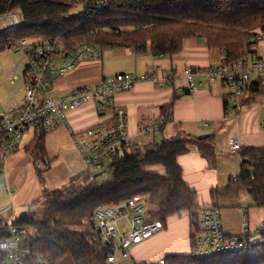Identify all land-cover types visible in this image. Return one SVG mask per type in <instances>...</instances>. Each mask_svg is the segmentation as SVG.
Listing matches in <instances>:
<instances>
[{"label": "trees", "instance_id": "trees-1", "mask_svg": "<svg viewBox=\"0 0 264 264\" xmlns=\"http://www.w3.org/2000/svg\"><path fill=\"white\" fill-rule=\"evenodd\" d=\"M86 0H0V14L20 9L24 25L17 31L0 34V52L14 48L15 41L57 39L66 52L79 44L133 48L137 54L171 57L184 49L185 41L199 38L209 49L222 51V63L264 61L258 53V36L264 33V0H109L98 12ZM256 50L251 49V45ZM247 67H244L246 69ZM226 121L230 110L239 111L264 95V69L253 70L241 86V93L229 91L224 80ZM230 93L231 96H228ZM174 102L163 107L164 119L158 127L171 121ZM234 114V115H235ZM150 131V130H149ZM47 131L35 132L27 144L33 163L49 161L45 147ZM216 136L205 139L178 134L146 148L130 142L112 159L110 179L97 183L91 170L82 169L67 183L55 189H44L41 202L13 218L17 227L27 229L22 245L32 254L50 255L53 264H108L109 248L102 243L95 227L94 211L105 205H120L135 195L146 194L150 214L161 219L164 228L173 216H189L191 226L199 220L198 192L183 178L178 158L195 146L211 167L218 162ZM241 172L230 186L211 192L214 206L220 201L238 198L247 192L253 204L264 210V147L244 145L239 153ZM162 166L165 174L151 173V166ZM42 176V172L38 170ZM35 208L32 210V208ZM10 218H0V241L9 236L4 225ZM12 219V218H11ZM191 232V247L194 246ZM238 259L244 264H264V247L254 246L227 261ZM196 260L190 254H172L165 264H215ZM0 264H9L7 252L0 250Z\"/></svg>", "mask_w": 264, "mask_h": 264}, {"label": "built area", "instance_id": "built-area-1", "mask_svg": "<svg viewBox=\"0 0 264 264\" xmlns=\"http://www.w3.org/2000/svg\"><path fill=\"white\" fill-rule=\"evenodd\" d=\"M88 5L101 12L108 7L109 0H86L85 6ZM23 25L24 19L20 9L0 14V34L17 31ZM263 37L264 33L258 36L259 39ZM14 49L24 53L27 65L22 72V103L0 111V194L10 190L5 170L6 159L15 152L24 135L30 131L49 132L64 127L82 156L84 169L94 172L111 171L112 159L122 152L125 145L130 144L128 114L125 108L114 104L116 94L132 88L139 82L152 81L167 85L173 80V76L162 72L159 66H156L137 77L129 73H119L104 77L95 85H85L68 95L52 98L49 95L52 75H65L82 60H100L103 57V49L95 44L82 43L73 51L66 52L57 39L36 41L26 38L17 39ZM251 49L255 51L256 46L252 44ZM17 69L15 67L14 71ZM256 69H264V61H238L232 65L223 62L196 72L186 69V91L194 92L198 89L202 82L196 79V75H201L208 77L211 82L224 80L230 93L235 91L240 95L242 84L249 80L251 71ZM230 93L228 96H231ZM85 104L95 105L98 116L106 118L85 128L76 129L69 123L70 114ZM234 114L235 111L230 110V115ZM161 123L146 127L145 130H155ZM228 146L230 151L240 153L241 138H229ZM45 163L49 165V162ZM239 176L240 174L235 175L233 179L237 180ZM145 200L147 195L139 194L123 204L105 205L95 209V227L102 243L110 251L108 264H114L118 255L130 257L134 246L164 229L163 221L152 217L149 203ZM12 220L13 218L4 224L8 227L9 236L0 241V250L7 252L8 263L53 264L52 256L32 254L29 247H22L27 238V229L15 226ZM120 221L129 224L127 231L124 232L119 227ZM191 232L194 246L191 248L190 257L196 260L217 261L235 256L254 246L264 247V221H260L257 233L252 234L247 215L243 234H227L223 227L221 208L214 205L200 208L198 223L192 226ZM137 264H165V257L156 261L141 260Z\"/></svg>", "mask_w": 264, "mask_h": 264}, {"label": "crops", "instance_id": "crops-1", "mask_svg": "<svg viewBox=\"0 0 264 264\" xmlns=\"http://www.w3.org/2000/svg\"><path fill=\"white\" fill-rule=\"evenodd\" d=\"M258 53L264 58V44H261V47L260 44L258 45ZM223 56L222 51L209 49L205 41L199 38L186 40L184 49L171 57L154 56L151 53L142 55L137 54L133 48H123V50L113 51L112 59L114 61H109L108 57H105L103 49V57L100 60H82L65 75H52L50 77L49 95L52 98L65 96L79 87L95 85L107 76L129 73L137 77L159 66L162 72L173 76V80L167 85H160L152 81L136 83L132 88L118 92L114 98V104L125 108L127 111L130 142L138 147L145 148L155 143L159 144L164 139L178 134H188L193 138H199L204 134H215L216 140L218 138L217 145L215 144L218 152V164L215 167L209 165L206 158L200 154L195 146H192L188 153L178 158L183 169L184 181L191 189L198 192L200 207L213 205L212 190L230 186L231 179L240 174L239 171H234L231 175L225 174V166H230L233 161L231 160L227 164L225 157L232 159L230 157L234 155L239 161V170L241 171L239 153L236 154L229 150L228 141L224 145L221 142L218 145L219 138L223 137V129L225 128L220 124L226 118L223 101L224 89H222L221 84L211 82L206 76L196 75V79L202 84L194 92L186 91L188 81L185 77V70L191 69L196 72L199 69L206 70L211 66L220 65ZM113 62H118L119 65L114 72L116 74L111 73L112 71L108 67ZM22 100L12 106L20 105ZM171 102H174L171 121L163 125L161 129L157 127L155 130L146 131V127L161 123L164 119L163 107ZM255 113V119H257L260 112L257 110ZM104 118L106 117L98 116L95 105L85 104L70 114L69 123L76 129H82L100 122ZM214 124L216 127L219 124L221 128L219 135H216L215 131H211ZM59 129L67 131L64 127L55 130L58 131ZM67 133L69 132L67 131ZM231 137L229 136L228 140ZM236 137L241 138L242 146L262 147L253 143H245L239 135ZM72 142L74 144L73 139ZM231 168L236 169L235 167ZM148 171L163 174L165 169L156 165L149 167ZM185 216L186 218L171 217L161 232L134 246L131 249L133 260L136 262L159 260L165 257V255H161L163 249L168 250L169 254H174L180 244L184 246L188 244L191 251L192 226L189 216L187 214ZM0 218L4 217L0 215ZM224 231L227 234H235L226 228Z\"/></svg>", "mask_w": 264, "mask_h": 264}, {"label": "rangeland", "instance_id": "rangeland-1", "mask_svg": "<svg viewBox=\"0 0 264 264\" xmlns=\"http://www.w3.org/2000/svg\"><path fill=\"white\" fill-rule=\"evenodd\" d=\"M257 44H260L261 47V44H264V39L259 40ZM116 50H123V48H105V57H108L109 61H114L112 59V54L113 51L115 52ZM26 65L27 59L22 51L12 48L0 52V111H6L9 107H12L13 104L21 102L24 96L22 72ZM118 66V62H113L108 67L110 71H112L111 73H114ZM15 67L18 68L16 71H14ZM12 73L13 76H11ZM257 110H259L260 115L255 119V112ZM236 117V114L230 115L226 121L220 124V126H224L225 128L223 129V139L219 138L218 145L220 142L224 145L226 141H228L229 136L236 137L239 135L243 138L245 143L264 146V95L256 97L251 105H243L239 111V120H237ZM220 126L218 124V127H216V124H214L211 131H215L216 135H219ZM33 136V131L26 133L17 151L12 152L6 161V177L8 178L10 190L0 194V215L4 218H16L29 211L32 203L40 199L44 189L61 187V185L67 183L71 176L77 174L84 167L79 150L76 145L73 144L69 133L64 129H59L58 131L52 130L46 135L45 147L49 155V165L41 160L34 165V157H32L27 149V144L33 139ZM217 140L215 142L216 145ZM230 158L232 159L225 157L227 164H229V161L233 160L230 166H225V174L231 175L234 171L241 172L239 170V161L234 155H231ZM231 167H235L236 169L233 170ZM38 170L42 172V176L38 174ZM91 172L94 175L99 173L94 171ZM163 174H165V172ZM108 179H110L109 172H103L96 177V182L102 183ZM39 201L41 202V200ZM219 205L222 211L223 226L232 233L238 235L243 234L247 215L252 234L257 233L256 229L260 221H264L263 208L253 204L250 196L245 191L242 192L238 198L220 201ZM34 208L35 206L32 210ZM246 210H248V214H246ZM180 218H186L185 214ZM119 227L125 232L129 229V224L120 221ZM167 251L168 250L163 249L161 255H165V257L167 255H172ZM174 254H190L188 244H186V246L181 244L178 245ZM232 257L219 259L215 261V264L245 263L239 262L238 259H232L230 262L227 261ZM114 264H137V262L134 261L131 256L123 257L118 255L117 261Z\"/></svg>", "mask_w": 264, "mask_h": 264}, {"label": "water", "instance_id": "water-1", "mask_svg": "<svg viewBox=\"0 0 264 264\" xmlns=\"http://www.w3.org/2000/svg\"><path fill=\"white\" fill-rule=\"evenodd\" d=\"M208 136H209V134H204V135L199 136V139H205V138H207ZM101 173H103V172L96 173V174H95V177H98L99 175H101Z\"/></svg>", "mask_w": 264, "mask_h": 264}]
</instances>
